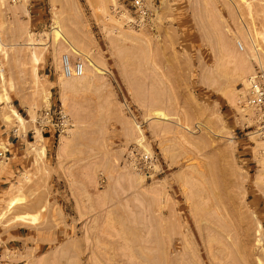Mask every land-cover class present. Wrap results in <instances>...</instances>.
<instances>
[{"label": "rangeland", "instance_id": "1", "mask_svg": "<svg viewBox=\"0 0 264 264\" xmlns=\"http://www.w3.org/2000/svg\"><path fill=\"white\" fill-rule=\"evenodd\" d=\"M144 1L152 28L130 0H0V264H264V142L243 101L264 0ZM48 107L67 122L40 135Z\"/></svg>", "mask_w": 264, "mask_h": 264}, {"label": "built area", "instance_id": "2", "mask_svg": "<svg viewBox=\"0 0 264 264\" xmlns=\"http://www.w3.org/2000/svg\"><path fill=\"white\" fill-rule=\"evenodd\" d=\"M130 5L134 11V16L132 15V17L130 16V19H128L131 25L136 27L146 26L152 28L157 22L155 10L152 9L144 0H130ZM237 46L240 49L244 48V45L240 40L237 41ZM84 67L85 62L83 60L71 62L69 55L64 54V59L62 61L63 76H80L83 74ZM246 83L243 101L246 106L252 109L255 133L264 142V61L258 62L256 59H253V70L247 76ZM242 85L244 86V84ZM57 116L59 123L53 124V114L50 107L43 112V114L36 121V128H38L40 135L43 132H47V129L51 127V124L56 126L59 131L60 127L67 122L66 116L61 114V112H59ZM8 155L9 150L6 146L0 148V162H5L8 159ZM135 163V168H137L138 171L149 175L152 167V160L147 154L138 156V160Z\"/></svg>", "mask_w": 264, "mask_h": 264}, {"label": "bare ground", "instance_id": "3", "mask_svg": "<svg viewBox=\"0 0 264 264\" xmlns=\"http://www.w3.org/2000/svg\"><path fill=\"white\" fill-rule=\"evenodd\" d=\"M130 19V18H129ZM132 26V25H131ZM142 26H140L139 28H141ZM145 28V27H144ZM53 35H54V39H55V41L56 42H63V43H66L67 45H69L71 48H72V50H73V52L74 53H76V54H79V55H82L83 53L82 52H80L77 48H75L74 46H73V44H72V42L68 39V37L65 35V33H64V31L62 30V28H61V26H60V24H59V22H58V20H57V23H56V26L54 27V29H53ZM251 40V39H250ZM251 41H253V40H251ZM253 46L256 48L255 50H256V53L258 52V51H260V45H259V43H256L255 44V42L253 41ZM30 46L31 47H33V49L34 48H36L37 46H39L38 44H35V43H31L30 44ZM0 47H3V45L1 44V41H0ZM258 54V53H257ZM69 55V54H68ZM35 61L36 62H38L39 61V59H38V56L36 55V53H35ZM72 56V55H71ZM63 59H64V56H63V58H62V61H63ZM74 60V59H73ZM241 60V59H240ZM242 61V63H239V62H241ZM241 61H237L238 63V66H241V68L240 67H238L237 66V64H236V67H238V69L237 70H239V71H241V70H243L244 71V69H246V64H247V61L246 60H241ZM88 62H89V64H90V66L94 69V71L95 72H100V70H99V68H98V66H97V64L90 58V57H88ZM259 62H262L261 60H259ZM240 68V69H239ZM85 69H86V67H84V70H83V74L82 75H80V76H70V77H65L66 79H78V78H82L83 76H84V74H85ZM236 70V71H237ZM246 72V71H245ZM245 72H243V73H245ZM247 83H246V81H245V85H246ZM5 96V95H4ZM8 99V96H6L5 97V100H7ZM246 111L248 112V114L250 115L251 113L253 114V112H252V109L250 108V107H247V109H246ZM13 113H14V116L19 120V122L21 123V124H24L25 123V120L19 115V113H17L16 111H13ZM64 114V113H63ZM251 114V115H252ZM156 115L158 116V117H160V119H161V117H164V118H166V115L164 114V112H162V111H157L156 112ZM163 119V118H162ZM69 123V122H68ZM14 132L15 133H17V129H14ZM18 201H20V199L19 198H16V199H14L11 203H10V208L11 209H13V208H15V207H17L16 205L18 204ZM22 219H25V218H23L22 217Z\"/></svg>", "mask_w": 264, "mask_h": 264}, {"label": "crops", "instance_id": "4", "mask_svg": "<svg viewBox=\"0 0 264 264\" xmlns=\"http://www.w3.org/2000/svg\"><path fill=\"white\" fill-rule=\"evenodd\" d=\"M0 133H2V130L0 129Z\"/></svg>", "mask_w": 264, "mask_h": 264}]
</instances>
